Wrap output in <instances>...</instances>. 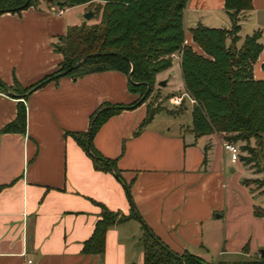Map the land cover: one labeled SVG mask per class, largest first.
<instances>
[{
    "label": "crops",
    "instance_id": "1",
    "mask_svg": "<svg viewBox=\"0 0 264 264\" xmlns=\"http://www.w3.org/2000/svg\"><path fill=\"white\" fill-rule=\"evenodd\" d=\"M86 10L41 4L1 13L0 81L27 88L56 72L62 55L52 42L67 26L85 22ZM198 24L230 28L224 0H187L185 33ZM239 24V31L248 25L244 37L260 32L252 72L262 79L264 0H251ZM127 79L104 70L62 74L24 95L0 90V264H143L142 223L173 252L188 250L202 259L215 254L214 263L249 259L264 247L262 218L241 183L253 173L230 158L218 133L195 138L189 127L173 133L153 117L134 135L146 114L141 103L110 116L93 136L94 147L116 160L120 178L94 168L70 133L87 131L91 113L104 102L132 103L136 94ZM19 102L24 132H2ZM99 204L139 218L110 226L103 253H83Z\"/></svg>",
    "mask_w": 264,
    "mask_h": 264
},
{
    "label": "trees",
    "instance_id": "2",
    "mask_svg": "<svg viewBox=\"0 0 264 264\" xmlns=\"http://www.w3.org/2000/svg\"><path fill=\"white\" fill-rule=\"evenodd\" d=\"M43 2L46 6L53 3L59 9L83 5L93 11L97 22L69 25L63 35L53 40L54 50L62 55L56 72L27 88H21L16 81L11 86L0 81L1 91L8 89L15 95H24L58 78L56 73L75 63L65 75L76 78L104 70H118L126 75L130 72L128 90L138 94L144 91L142 96L126 105L102 103L91 113L87 131L70 133L91 158L95 169L113 172L120 178L116 160L104 157L94 147L93 136L110 116L143 103L155 74L176 59L185 93L193 102L190 131L195 138L218 133L223 142L241 141L240 149L245 152L239 154L241 163L263 176L261 180L245 177L241 183L251 194L253 190L249 186L256 183L258 189L262 187L260 193L264 198V78H255L252 72V65L262 49L260 32L246 35L237 46L240 13L251 8V0H224L230 28L198 24L190 28L188 34L183 26L187 0H0V14L19 13ZM262 67L264 69V59ZM145 83L149 84V89ZM182 100L183 97L180 103ZM158 111L146 105L145 117L133 134L137 135ZM24 130L25 107L19 102L15 118L1 131L22 133ZM125 188L128 193V186ZM99 205L100 218L83 242V253H103L105 233L110 226L130 217L139 218L134 212L124 215ZM253 213L262 218L264 230V205L253 204ZM141 226L138 241L143 264H204L202 258L188 250L181 254L173 252L145 224ZM214 264H264V256L259 252L251 259Z\"/></svg>",
    "mask_w": 264,
    "mask_h": 264
},
{
    "label": "rangeland",
    "instance_id": "3",
    "mask_svg": "<svg viewBox=\"0 0 264 264\" xmlns=\"http://www.w3.org/2000/svg\"><path fill=\"white\" fill-rule=\"evenodd\" d=\"M42 4H46V2H43ZM52 5L55 4L52 3ZM84 21L87 22L88 25L93 24L97 22V17L93 15L90 19H85ZM248 29L249 28L247 24L242 25L241 30L238 32L239 42L242 41L245 34H250ZM226 42L229 43V39H227ZM162 80L165 81V85L160 86L158 83ZM143 92L141 91L140 94L135 93L136 97L138 96L141 97ZM174 96L183 97L182 102L179 104L173 103L172 97ZM143 103L145 104V107L146 105H148L159 109V111L156 112L155 115L153 116L154 123L157 124L158 127H162V128L167 127L173 133H175L176 129L179 127H181V129L182 128L188 129V127H190L191 124L190 112L193 102L189 99V97L185 93V89L183 87V82L180 74L179 63L176 59L175 62L172 63L169 67L164 68L155 74V81L153 83V86L146 95V97L144 98ZM236 144L239 147V154H245V152L240 149V145L242 144V142L237 141ZM252 173L253 174L252 175L250 174L247 178H258V180H261L263 178L261 173H257V172L255 173L254 171H252ZM249 187L253 190V193L251 194L252 204L264 205L263 203L264 198L260 193L262 187L258 189L256 183L250 184ZM257 255L251 258H254ZM234 258L235 257L230 259H234ZM203 259L205 261L204 264H214L216 260V255L209 254Z\"/></svg>",
    "mask_w": 264,
    "mask_h": 264
},
{
    "label": "built area",
    "instance_id": "4",
    "mask_svg": "<svg viewBox=\"0 0 264 264\" xmlns=\"http://www.w3.org/2000/svg\"><path fill=\"white\" fill-rule=\"evenodd\" d=\"M172 101L175 104H179L181 101L180 96L172 97ZM223 148L229 153V156L233 160H237L239 158V147L237 144L233 142H223Z\"/></svg>",
    "mask_w": 264,
    "mask_h": 264
},
{
    "label": "water",
    "instance_id": "5",
    "mask_svg": "<svg viewBox=\"0 0 264 264\" xmlns=\"http://www.w3.org/2000/svg\"><path fill=\"white\" fill-rule=\"evenodd\" d=\"M92 16H93V11L91 9H88L85 12L82 13V17L85 18V19H90ZM75 65H76V63L73 64L70 68L74 67ZM70 68H67V69H65L63 71H60V72L56 73L55 76H59V75L65 74L67 71H69ZM127 77H128V79H130V72L127 74ZM145 84L147 86V89H149V84L148 83H145ZM158 84L160 86H163V85H165V81L162 80ZM259 252H260V254L262 256H264V249L263 248H261L259 250Z\"/></svg>",
    "mask_w": 264,
    "mask_h": 264
}]
</instances>
